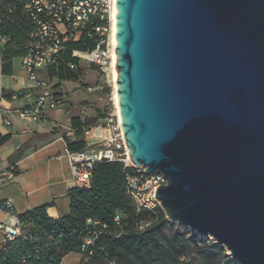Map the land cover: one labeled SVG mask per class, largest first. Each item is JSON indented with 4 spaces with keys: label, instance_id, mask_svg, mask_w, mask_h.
I'll return each instance as SVG.
<instances>
[{
    "label": "water",
    "instance_id": "obj_1",
    "mask_svg": "<svg viewBox=\"0 0 264 264\" xmlns=\"http://www.w3.org/2000/svg\"><path fill=\"white\" fill-rule=\"evenodd\" d=\"M130 157L167 217L264 264V0H117Z\"/></svg>",
    "mask_w": 264,
    "mask_h": 264
},
{
    "label": "trees",
    "instance_id": "obj_2",
    "mask_svg": "<svg viewBox=\"0 0 264 264\" xmlns=\"http://www.w3.org/2000/svg\"><path fill=\"white\" fill-rule=\"evenodd\" d=\"M0 16L2 17L0 36L8 37L4 44L0 43V60L4 64L3 70L11 71L6 65L11 66L14 56H22L26 53L29 34L34 23L19 0H0ZM91 32L90 25L82 31L78 39L67 43L59 61L48 66V76L56 75L59 80L74 79L86 84L82 58L73 55V50L92 49L96 39ZM71 63L74 66H71ZM91 64L97 67L94 63ZM56 85L53 87L55 88ZM25 90L17 91L24 93ZM13 91L16 90L10 92ZM10 92L6 95L10 96ZM104 116L105 114L98 121L90 117L83 119L82 116H74L72 118L74 134H64L68 148L75 151L87 147V126L103 121ZM9 137V133L3 134L0 131V145ZM136 172L137 167L126 166L121 160L96 161L90 186L70 188L71 209L68 214L54 219L46 211L48 204L39 205L24 213L18 212L22 218L35 221L36 226L33 231L57 226L64 229L66 236L55 246L50 247L41 243L44 249L39 257L34 256L36 243L18 240L10 246L3 245L0 248V264H14L12 254L19 252L33 254L28 264H61L67 253L79 252L82 243L81 231L89 226L93 227V224L88 223L89 217L108 224L97 240L95 253L91 256V264H180L181 256H185L191 246L187 237L188 230L175 231L168 235L165 231L166 224L173 222L160 205L156 214L151 210L137 209L127 191V175ZM3 202L0 204L1 207ZM119 212L122 215L121 226L115 222V216ZM147 219H152L153 222L140 229L138 222ZM199 248L202 264H237L226 253V249L215 241L204 240Z\"/></svg>",
    "mask_w": 264,
    "mask_h": 264
},
{
    "label": "built area",
    "instance_id": "obj_3",
    "mask_svg": "<svg viewBox=\"0 0 264 264\" xmlns=\"http://www.w3.org/2000/svg\"><path fill=\"white\" fill-rule=\"evenodd\" d=\"M22 2L25 12L29 15L34 25L30 31L26 53L21 56L24 68L29 72L31 79L39 91L35 98L17 107L15 111L24 119L44 120L49 117V110L62 106L65 96L56 90L48 78H41L37 71L59 61L61 53L67 43L79 38L83 30L91 25L92 34L95 36V46L87 51L73 50V55L85 56L89 62L106 71L112 67L113 50L115 43L112 40L113 11L117 0H19ZM2 17L0 16V23ZM89 31V30H88ZM7 36H0V43L5 42ZM71 66H74L71 63ZM10 92V91H9ZM0 89V107L2 99H21L28 92H10ZM5 123H11L8 118ZM90 129L100 138L96 144L85 148L69 151L72 171L76 186H90L93 167L96 161L103 159L121 160L126 166L137 167L136 173L127 175V191L135 202L138 210H151L155 214L160 204L156 196L159 185L167 182L163 172H148L145 166H137L132 161L126 142L124 128L116 111H108L104 120L92 125ZM0 177V184L4 181ZM2 208L10 214L8 221L0 220V230L3 233L4 246H10L16 241L36 243L34 256L39 257L44 247L58 245L66 236L64 229L57 226H49L33 231L36 226L32 219H24L15 210L12 199L4 200ZM117 225H122V215L115 216ZM153 222L152 219L138 222L140 229ZM88 227L81 231L82 243L79 248L81 258L78 264H91V256L95 253L97 240L104 229L108 227L98 219L88 218ZM31 253H13L14 264H28L31 261Z\"/></svg>",
    "mask_w": 264,
    "mask_h": 264
},
{
    "label": "crops",
    "instance_id": "obj_4",
    "mask_svg": "<svg viewBox=\"0 0 264 264\" xmlns=\"http://www.w3.org/2000/svg\"><path fill=\"white\" fill-rule=\"evenodd\" d=\"M3 66L0 60V89L8 92L26 89L24 92L29 94L17 100L4 98L1 102L0 131L9 133L10 137L0 145V177L5 178L0 184V204L10 198L19 213L48 204V215L59 219L70 212L69 190L77 185L68 154L72 150L68 148L64 134H74V116L90 117L83 97L85 88L80 87L79 80H59L56 75L48 76V67L39 69V77H48L52 85L58 83L55 89L65 96V102L58 108L50 109L46 121L24 119L15 109L33 100L39 89L24 68L21 55L13 57L11 66L6 65L11 71L3 70ZM69 83L72 88L68 87ZM5 118L11 123H5ZM90 127L86 128V138L88 144L93 145L100 138ZM9 219L10 214L0 206V220ZM3 242L0 230V248Z\"/></svg>",
    "mask_w": 264,
    "mask_h": 264
},
{
    "label": "rangeland",
    "instance_id": "obj_5",
    "mask_svg": "<svg viewBox=\"0 0 264 264\" xmlns=\"http://www.w3.org/2000/svg\"><path fill=\"white\" fill-rule=\"evenodd\" d=\"M16 62H18V60H16ZM81 63L83 65V74L86 84H81L80 82L79 85L80 87L85 88L83 97H85L84 101L87 104L90 118L96 119L98 121L108 111L117 110L114 98V84L110 75L111 68L107 69L106 71L100 72V69L92 66L91 62H89L88 59L85 58V56L82 57ZM71 86L72 84L69 83L68 87ZM172 222L173 223L166 224V233L170 235L175 231L182 232L188 230L187 237L189 238L188 241L191 245L188 248L185 256H181L180 264H202L199 253V245H201L204 240L214 241L213 237L199 232H194L186 225L179 222ZM224 248L226 249V253L230 256V254L228 253V249L226 247ZM79 257L80 254L78 252L72 251L64 256L63 264H77Z\"/></svg>",
    "mask_w": 264,
    "mask_h": 264
},
{
    "label": "bare ground",
    "instance_id": "obj_6",
    "mask_svg": "<svg viewBox=\"0 0 264 264\" xmlns=\"http://www.w3.org/2000/svg\"><path fill=\"white\" fill-rule=\"evenodd\" d=\"M116 7L113 11V31H112V40L115 43L114 50H113V60H112V67L110 70V75L113 80L114 84V98H115V106L117 108V112L120 118V122L122 125V115L120 111V104H119V95L117 90V63H116Z\"/></svg>",
    "mask_w": 264,
    "mask_h": 264
}]
</instances>
